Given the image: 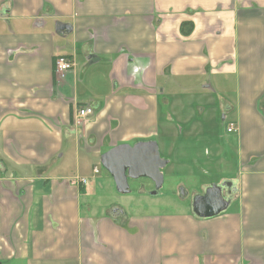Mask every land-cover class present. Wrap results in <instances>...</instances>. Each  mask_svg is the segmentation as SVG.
Here are the masks:
<instances>
[{
    "label": "crops",
    "instance_id": "1",
    "mask_svg": "<svg viewBox=\"0 0 264 264\" xmlns=\"http://www.w3.org/2000/svg\"><path fill=\"white\" fill-rule=\"evenodd\" d=\"M140 142L189 209L84 212L116 190L103 154ZM214 186L226 208L198 214ZM0 264H264V0H0Z\"/></svg>",
    "mask_w": 264,
    "mask_h": 264
},
{
    "label": "rangeland",
    "instance_id": "2",
    "mask_svg": "<svg viewBox=\"0 0 264 264\" xmlns=\"http://www.w3.org/2000/svg\"><path fill=\"white\" fill-rule=\"evenodd\" d=\"M204 102H205L204 100H200V99L198 101L200 105L199 106L200 111L203 109V107L208 109ZM162 108L167 113L171 112V115L175 121L174 123H172L173 126L183 127L182 126L183 124L180 122L179 116L176 113H174L171 109L169 111L166 105H162ZM208 110H211V108H209ZM210 115H211L210 113L209 114L207 112L204 113L203 123L209 127L211 126L213 127L214 125L209 120ZM223 115H225L224 112L222 113L219 112L218 117L216 119L218 131H220V137H222V134L225 135L226 133L225 124L228 123V121L225 122L223 120L222 118ZM202 146L203 145L200 144L198 147L201 148ZM194 153L196 152L193 150L191 151L190 155H194ZM233 166L234 164L231 163V165L228 167L229 168L228 170L229 171L231 170L232 173L235 168ZM98 168L100 170V174L98 175L99 177L104 176L107 178H111L108 172L106 171V169L102 166L101 162H98ZM177 170L178 173L173 178L171 179L166 178V184H164V186L159 190L158 194L155 196L151 194L153 192L151 191V189H153L152 187L151 189L147 187L146 189L150 191L146 190L143 194H140V192L137 191L138 185H135L134 183H132L131 185L132 191L129 194H124V195L118 193L112 186H111V191H109L108 189H104L103 191H101L98 190L97 188V192L95 195L91 196L90 198H83V204H82L83 210L84 212H87L89 210V206L91 205L92 207L94 205L93 212L96 213L95 210L97 211L106 210L105 209L106 206L108 207L120 206L121 208L126 210V212L130 216L137 215L140 212V208L145 213H149L151 209H154L156 210L157 213L160 214L177 213L184 211L185 209L187 210L190 207L191 200L188 198L186 200H183L181 198L179 191L180 186L177 187V183L179 181H184L186 178V176H184L183 173L181 172V171H185V169L183 167H177ZM205 178H208L210 180H215L218 178V176H216L213 173H210L208 176L199 175L197 177V180L198 182H201ZM90 182H92V180H90L89 183ZM170 187L174 189L169 190Z\"/></svg>",
    "mask_w": 264,
    "mask_h": 264
},
{
    "label": "water",
    "instance_id": "3",
    "mask_svg": "<svg viewBox=\"0 0 264 264\" xmlns=\"http://www.w3.org/2000/svg\"><path fill=\"white\" fill-rule=\"evenodd\" d=\"M101 163L113 177L118 193L124 195L131 192L130 179L147 178L155 184V190L151 193L155 196L163 186L164 176L161 170L168 162L160 157L156 142H140L134 146L112 148L103 154ZM219 189L214 186L209 188L205 197L195 198L193 208L198 214L212 209L217 211L216 215L226 208L227 203L222 200Z\"/></svg>",
    "mask_w": 264,
    "mask_h": 264
},
{
    "label": "built area",
    "instance_id": "4",
    "mask_svg": "<svg viewBox=\"0 0 264 264\" xmlns=\"http://www.w3.org/2000/svg\"><path fill=\"white\" fill-rule=\"evenodd\" d=\"M72 67H73L72 62L65 57H59L56 59L55 69L57 74L64 75L66 72L70 71ZM93 114H94V110L89 106L79 109L78 112L76 113L74 124L78 127L82 126L85 123V121H87ZM233 131H234L233 127L228 128L229 133ZM95 172L98 173V170H95ZM86 182H87L86 179L80 180V184L81 183L85 184Z\"/></svg>",
    "mask_w": 264,
    "mask_h": 264
},
{
    "label": "trees",
    "instance_id": "5",
    "mask_svg": "<svg viewBox=\"0 0 264 264\" xmlns=\"http://www.w3.org/2000/svg\"><path fill=\"white\" fill-rule=\"evenodd\" d=\"M186 25H188V24L184 23V24L182 25V27H185ZM189 31H190V30H189Z\"/></svg>",
    "mask_w": 264,
    "mask_h": 264
}]
</instances>
